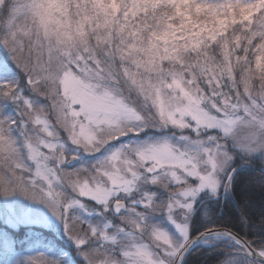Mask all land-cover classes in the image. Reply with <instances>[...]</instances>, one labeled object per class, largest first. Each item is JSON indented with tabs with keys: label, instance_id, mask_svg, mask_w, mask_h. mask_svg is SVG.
<instances>
[{
	"label": "snow or ice",
	"instance_id": "snow-or-ice-1",
	"mask_svg": "<svg viewBox=\"0 0 264 264\" xmlns=\"http://www.w3.org/2000/svg\"><path fill=\"white\" fill-rule=\"evenodd\" d=\"M0 264H264V0H0Z\"/></svg>",
	"mask_w": 264,
	"mask_h": 264
},
{
	"label": "trees",
	"instance_id": "trees-1",
	"mask_svg": "<svg viewBox=\"0 0 264 264\" xmlns=\"http://www.w3.org/2000/svg\"><path fill=\"white\" fill-rule=\"evenodd\" d=\"M245 179H247V177H245ZM260 202H261V196L259 193V189L257 188L256 192L254 193V197H253V206L258 207Z\"/></svg>",
	"mask_w": 264,
	"mask_h": 264
}]
</instances>
